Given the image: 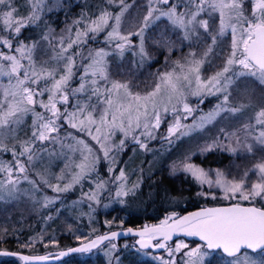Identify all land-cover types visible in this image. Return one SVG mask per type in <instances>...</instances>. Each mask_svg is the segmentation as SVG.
<instances>
[{
    "label": "snow or ice",
    "instance_id": "obj_1",
    "mask_svg": "<svg viewBox=\"0 0 264 264\" xmlns=\"http://www.w3.org/2000/svg\"><path fill=\"white\" fill-rule=\"evenodd\" d=\"M0 264H264V0H0Z\"/></svg>",
    "mask_w": 264,
    "mask_h": 264
},
{
    "label": "rangeland",
    "instance_id": "obj_2",
    "mask_svg": "<svg viewBox=\"0 0 264 264\" xmlns=\"http://www.w3.org/2000/svg\"><path fill=\"white\" fill-rule=\"evenodd\" d=\"M129 156H131V153H129L128 154V156H125V157H123V159H125V160H128V158H129ZM142 159H144V157L143 156H140V157H134L130 162H129V167L131 168V167H133V166H137V165H139V163H140V160H142ZM214 166V165H213ZM113 214H115V213H113ZM16 217H14V219H15ZM105 217H104V215H103V213L100 215V217H99V219L100 220H103ZM110 218V217H109ZM27 223L28 224H32L33 226H37L36 225V221L33 219V220H29V221H27ZM25 227H27V224L25 225ZM38 227V226H37Z\"/></svg>",
    "mask_w": 264,
    "mask_h": 264
},
{
    "label": "trees",
    "instance_id": "obj_3",
    "mask_svg": "<svg viewBox=\"0 0 264 264\" xmlns=\"http://www.w3.org/2000/svg\"><path fill=\"white\" fill-rule=\"evenodd\" d=\"M189 210H192V208L190 207ZM139 222H142V221H137V223H139ZM65 242H67V241H65ZM15 244H16V242L14 240L9 241L10 246L15 247Z\"/></svg>",
    "mask_w": 264,
    "mask_h": 264
}]
</instances>
